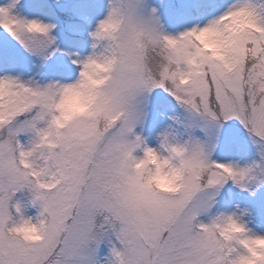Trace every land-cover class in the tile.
<instances>
[{
	"label": "snow or ice",
	"instance_id": "6c2138e0",
	"mask_svg": "<svg viewBox=\"0 0 264 264\" xmlns=\"http://www.w3.org/2000/svg\"><path fill=\"white\" fill-rule=\"evenodd\" d=\"M139 3L113 0L93 33L102 52L73 61L81 67L77 83L40 88L0 79V264H96L105 242L108 264H264V236L237 218L197 222L209 207L206 189L229 180L243 186L252 169L212 162L198 142L165 138V156L134 133L141 102L163 89L205 122L235 120L264 140V9L235 0L206 26L172 37L139 14ZM0 28L36 54L53 43L50 26L3 8ZM93 66L107 68L92 77L102 81L95 114L60 127L59 100L82 87ZM150 158L182 168L183 188L148 187L134 169ZM25 191L39 211L38 239L18 235L29 223L15 200Z\"/></svg>",
	"mask_w": 264,
	"mask_h": 264
},
{
	"label": "rangeland",
	"instance_id": "374dc122",
	"mask_svg": "<svg viewBox=\"0 0 264 264\" xmlns=\"http://www.w3.org/2000/svg\"><path fill=\"white\" fill-rule=\"evenodd\" d=\"M36 0H17L12 4L13 11L21 16L23 20L27 14L30 13L32 6ZM181 1V2H180ZM200 0H160L159 9L161 14L167 18L169 31L175 28L170 24L180 27V23L190 22L191 18L189 14H186V10H179L177 3L185 5L197 4ZM8 1L5 3L7 4ZM149 0H140L138 5V12L144 18H154L158 22V30L160 31L161 17H155L148 9ZM235 0L230 2L234 3ZM254 6L260 9L259 0H248ZM225 10V7L221 8V13ZM216 10L209 9L202 11L200 17L203 19V27L214 20ZM190 18V19H189ZM36 20V18H33ZM187 19V20H186ZM188 22V23H189ZM186 25V24H185ZM54 48L51 46L48 51L43 55L36 54L25 48L17 39L12 37H6L0 40V62L3 60L6 64L2 65L3 69L0 72V79L6 77V71L12 68L15 71H20L21 74L26 75L33 72L36 76V86L40 88H46L51 85L48 80L50 73L55 65L53 59ZM8 67V68H7ZM164 97L159 89L154 90L148 95L146 100H143L140 105V110L143 113L142 121L136 125V130L139 136H145L149 134L154 137V134L161 131V125L166 126L165 133H170L171 136L177 134L178 140L184 143H201L204 146L205 151L210 153L209 159L214 157H220L225 153H229L233 156L232 151L237 152L240 155V162L248 164L247 169H252L249 177L244 181L246 186L244 196H241L238 201L235 202L229 212V216H233L241 221L245 226L247 221L245 218L246 211H251V214L257 213V209L261 211L262 216H259L258 225L264 223V140H260L255 137L247 129H245L238 121L231 120L220 125L205 122L201 117L190 113L179 104L168 109L164 107ZM167 111L169 117H162ZM178 112L176 117L175 113ZM156 115L158 120L155 119ZM176 117L178 122V130L174 132L172 125L170 124V118ZM153 125L151 128L149 125ZM150 127V128H148ZM164 128V127H163ZM154 149L159 151V148ZM228 163V162H227ZM226 163V164H227ZM225 184V183H224ZM224 184L205 190V197H210L209 207L206 211L200 213L205 219V222L210 221V214L214 206L222 201L223 193L222 188ZM247 200L246 206L243 207V201ZM28 206V204H26ZM38 211L37 207L28 206L26 211V217H31L32 211ZM258 211V210H257ZM262 236V235H261ZM100 246L97 249L95 259L100 255V261L102 264H108L109 258L104 253L100 254Z\"/></svg>",
	"mask_w": 264,
	"mask_h": 264
},
{
	"label": "trees",
	"instance_id": "16d2710c",
	"mask_svg": "<svg viewBox=\"0 0 264 264\" xmlns=\"http://www.w3.org/2000/svg\"><path fill=\"white\" fill-rule=\"evenodd\" d=\"M6 1H9L13 3L17 0H0V8L7 9L8 14L11 18H14L19 21H23L21 19V16L16 14L13 11L12 4L5 3ZM36 0L34 5L32 6V9L28 15H26L25 21L32 22V17H38L40 23L50 26V32L48 33V36L52 39L53 43L52 46L56 48V56L59 60V63L61 64L60 69L57 67L56 70L53 71V73L49 76L51 82L53 85H65V84H71L74 83L78 76L73 77L69 73V69L72 63V55L73 53H78L80 56L81 51V42L80 40L76 39H68L64 38L62 35H60V24H66L68 25L69 22L74 21V18L77 16L80 17H86L89 18L91 21V28H88L91 30L93 27L95 28V31L97 30V27L101 21H103L110 9L107 10V2L108 0H101L104 7L102 9L97 10V0ZM229 0H224L223 4H227ZM110 3H113V0H110ZM158 0H152L151 1V7L152 11L155 10V14H158V6H157ZM259 6L264 9V0H261L259 3ZM201 8L209 7L207 4H201ZM221 15L220 11H217L216 18ZM159 16V14H158ZM70 25V24H69ZM71 27V25H70ZM165 33V30L162 32ZM11 36L7 32H5L2 28H0V40L4 39L5 37ZM97 44V41H93L91 46L87 47V58L93 55H99L104 47V43L100 42L99 46L94 49L93 45ZM86 58V59H87ZM9 78L16 79L18 82L32 86L35 85L36 76L33 72L28 73L27 75H21L20 73H17L15 71L10 70L8 73ZM162 93L164 94V104L166 108H172L173 109V103L176 102L170 95H168L166 92L163 91V89H160ZM176 128L173 123V129ZM165 138L167 139V142L169 144L174 143H180L183 144V141L178 140L177 135L171 136L170 133H159L158 136L152 140V146H159V149L161 150L162 155H167V152L164 151L163 145L165 143ZM28 137L25 136V143L27 145L28 143ZM201 144V143H199ZM236 155H233V158H229L227 156H220L218 158H213V161L225 163L226 160L230 161V164L234 166L237 169H247L248 164L241 163L239 161L240 155L234 151ZM142 152L137 150L133 153L134 156L140 157L142 156ZM212 161V160H210ZM237 190H241V188H246L245 183L243 182V186L239 185L235 187ZM19 196V195H18ZM25 197L26 199H21V197L18 198V202L24 205L23 208V215L25 216V213L27 211L28 206L25 205V202L30 201V194L25 191ZM24 200V201H23ZM234 199H232L229 202H218L214 208L211 211L210 214V221L208 223L205 222V219L199 214L197 217V222L200 224L208 225L213 220L221 217H228V214L233 206ZM31 205V204H30ZM257 214L261 216V211L258 210ZM249 212L245 213V218L247 219V228L250 230L251 233L256 235H264V223L258 225L257 220L259 216H256V214H251ZM32 218L35 220L36 217L39 215V211H32L31 212ZM26 217V216H25ZM110 245L105 242L100 245L101 253L106 252V254L110 257Z\"/></svg>",
	"mask_w": 264,
	"mask_h": 264
},
{
	"label": "clouds",
	"instance_id": "9594fccd",
	"mask_svg": "<svg viewBox=\"0 0 264 264\" xmlns=\"http://www.w3.org/2000/svg\"><path fill=\"white\" fill-rule=\"evenodd\" d=\"M89 71L92 75L85 80L82 87L67 92L59 100V110L62 114V119L58 122L60 127H63L64 124L76 117H91L95 114L93 111L94 89L102 81L92 77L106 72L107 68L93 66ZM79 80L80 77L78 76V79L73 84ZM134 171H139L143 175L144 183L148 187L164 192L180 191L186 180V172L182 168L176 167L173 161H170L167 165H157L156 161L150 158L146 164L141 165L139 169H134ZM28 221L29 223L27 224L22 223L19 225L20 231L18 235L30 239H38L41 235L39 222L31 217H28Z\"/></svg>",
	"mask_w": 264,
	"mask_h": 264
}]
</instances>
